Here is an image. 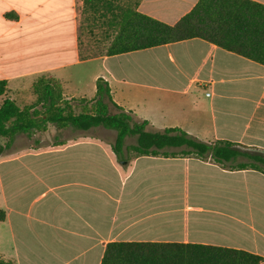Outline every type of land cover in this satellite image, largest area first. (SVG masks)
<instances>
[{
	"label": "crops",
	"instance_id": "obj_1",
	"mask_svg": "<svg viewBox=\"0 0 264 264\" xmlns=\"http://www.w3.org/2000/svg\"><path fill=\"white\" fill-rule=\"evenodd\" d=\"M198 1L138 0L134 7L174 25ZM96 2L0 0V80L22 96L47 75L61 82L66 99L93 101L101 75L114 103L134 120L148 121L150 131L178 128L203 142L264 151V65L200 38L95 54L84 27L85 10ZM88 63L99 70L71 87L66 72ZM200 96L207 107L199 106ZM49 126L74 133L56 136L47 148L23 151L50 150V170L27 171L32 177L17 180L0 172V209L6 212L0 258L14 264H101L113 242L202 244L264 257L262 172L230 170L194 155L135 156L122 166L111 148L115 140L85 134L95 128ZM8 152L1 160L20 151ZM13 184L15 194L9 193ZM37 186L44 190L25 205Z\"/></svg>",
	"mask_w": 264,
	"mask_h": 264
},
{
	"label": "trees",
	"instance_id": "obj_2",
	"mask_svg": "<svg viewBox=\"0 0 264 264\" xmlns=\"http://www.w3.org/2000/svg\"><path fill=\"white\" fill-rule=\"evenodd\" d=\"M115 30L106 56L141 51L200 38L264 65V4L253 0H199L176 24L169 25L137 10L118 7L108 21ZM9 81L0 80V156L10 151L20 135L33 138L48 130L88 131L104 127L116 132L111 145L117 161L127 166L135 156H188L211 159L230 170L253 169L264 174V151H252L228 141L207 143L178 128L148 130L114 103L107 81H97L93 101L68 100L61 82L41 75L32 84L35 102L20 107L8 95ZM111 106L116 110L113 112ZM80 109L79 112H76ZM128 138L135 143L127 145ZM60 143L59 145H61ZM178 149V151H174ZM6 212L0 209V222ZM264 257L248 251L202 244L113 242L101 264H263ZM0 264H14L0 258Z\"/></svg>",
	"mask_w": 264,
	"mask_h": 264
},
{
	"label": "rangeland",
	"instance_id": "obj_3",
	"mask_svg": "<svg viewBox=\"0 0 264 264\" xmlns=\"http://www.w3.org/2000/svg\"><path fill=\"white\" fill-rule=\"evenodd\" d=\"M138 0H97L96 7H87L85 10L86 14V22L88 27H84L87 32V36L89 38L88 44H92L96 47L92 49V52L95 54H105L106 48L110 44L112 37L115 33V30L109 28L108 21L112 17L113 12H116L118 7H133ZM89 4V2H88ZM99 70V65L96 63H88L84 65H80L77 67L70 68L66 74L71 76L72 83L71 87L76 86L78 82L87 83L90 81L91 77ZM101 75L97 76L96 79H99ZM10 86V84H9ZM26 90L22 93V96H17L11 90L8 93L9 96L15 97L17 99L16 102L20 107H23L26 104H30L34 100V96L32 94V90L30 89L28 93ZM13 93V94H12ZM199 106L207 107V102L204 97L200 96L198 101ZM111 110L115 112L116 110L111 106ZM80 109H77L76 112H79ZM136 119V118H135ZM149 129H151L149 127ZM73 131L69 130L66 132H57L53 128H48L46 132L37 133L33 138H28L25 135H20L17 137L13 148L8 152V155H13L17 152L18 154L5 157L1 160L0 158V172L6 177V179L17 180L22 177L30 178L32 177L29 172L31 170H50V150L43 151L41 153L35 154L29 151L23 150H34L32 147H36L35 150H39L42 148H47L50 146L51 141L54 140L56 136L58 138H64L66 136L73 135ZM79 134V133H78ZM81 134V133H80ZM85 134L88 135H96L101 136L108 140L109 142H113L116 138V132L113 130L105 129L104 127H98L92 129ZM135 143V138H128L126 144L131 145ZM14 187L9 190V193L15 194L17 188ZM44 187L37 186L34 191L30 193L29 197L25 200V205H30L35 196L42 192ZM11 196V195H10ZM44 199V198H43ZM4 204V199L1 194L0 189V208Z\"/></svg>",
	"mask_w": 264,
	"mask_h": 264
},
{
	"label": "water",
	"instance_id": "obj_4",
	"mask_svg": "<svg viewBox=\"0 0 264 264\" xmlns=\"http://www.w3.org/2000/svg\"><path fill=\"white\" fill-rule=\"evenodd\" d=\"M98 80L99 81H104V77L101 76Z\"/></svg>",
	"mask_w": 264,
	"mask_h": 264
}]
</instances>
